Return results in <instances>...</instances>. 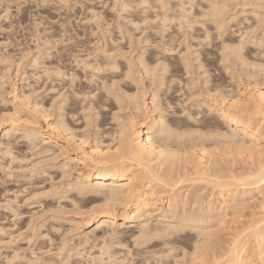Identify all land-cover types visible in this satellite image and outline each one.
Masks as SVG:
<instances>
[{
	"label": "bare ground",
	"instance_id": "6f19581e",
	"mask_svg": "<svg viewBox=\"0 0 264 264\" xmlns=\"http://www.w3.org/2000/svg\"><path fill=\"white\" fill-rule=\"evenodd\" d=\"M113 1L112 6L118 11L128 12L133 8V12H135L138 9L135 11L134 9L139 8L140 11L137 14L132 12V17L130 15L131 19L126 24L127 28L128 25L129 27L134 26L132 31L136 28L138 31L141 30V33H143L142 27L149 28L150 33L152 32L154 35L152 37L155 39L152 43L155 45L150 48L147 47L146 50L138 46L146 53H143L142 49L136 48L141 53L135 58L136 61H133L134 56L132 59H128L132 56H127L126 61V57L123 58L126 62L125 66H121L124 62L122 58L115 56L117 52L124 51L120 49L117 51L120 46L119 43L116 45L117 52L114 54V48L113 54L115 59H121L122 62L118 60L121 64L117 60L102 59V56L101 59L104 61L102 64L100 62V64H93L92 58L93 61H90V64L86 62L88 58H84L83 61L88 65L86 68L84 62L82 63V66L86 68L84 70L87 73L95 70L93 73L104 79L101 87L98 86L101 83L99 78L100 83H96L99 88H103L106 94L101 95L96 106H88L85 101L88 97V100L94 98L93 91L96 92L92 89L93 93L89 92L90 94H88L85 90L87 86L83 90L89 96L86 97L85 95L86 98H81L79 95L82 94L78 95V92L74 91L75 93L70 94L68 98L69 102H67L66 95H61L60 90H57L60 93V99L56 100L55 95L51 98L49 96L50 99L54 98L49 102V107L47 105L49 110L47 108V110L42 109L43 106H40L41 109L37 108L39 103L37 101L43 96L36 97L37 101L32 103L35 105L33 106L36 113L40 110L39 115L41 113L43 121H45L44 127L39 126V123L37 124L35 121L38 118L36 113H34L36 116L31 114L33 120H26L30 122L16 123L14 120L17 117L14 119L11 112L5 111L7 114L5 118L8 119L10 116L12 118L9 123L2 126L3 132H1L5 139L0 141V171L3 175L0 178L2 184L11 182L17 184L21 180L20 178L25 177L27 179L28 177L29 180H32L37 177L43 182L49 180V185L45 191L46 188L43 190L37 186L38 184L36 186L32 184L34 187H29L30 190L28 188L27 197L22 196L18 199L17 194L19 192L16 191V195L3 198L4 200L1 199L0 215L4 219L10 218L8 219L10 220L9 224L15 227L22 213L21 205L33 207L32 204H37L42 209L46 208L45 211H47V207L50 209L51 206H54L53 199H55L57 204L54 206L55 209L51 208L52 212L50 209V215L46 216L50 221L47 218L48 221H45V218L44 221L43 219L40 220L39 216L38 220L40 221L38 222L36 219V235L38 233L41 238L40 235L43 234L42 237L47 238L45 233L48 230L39 231V228L43 229L44 226H47L51 231L59 229L62 220L65 219L66 209L68 210L65 208L66 205L71 206L69 209L77 207V210L82 209L81 207H89L88 210L83 208L87 211L86 213L85 211L84 213L83 211L80 212L81 210H78L80 212L78 213L75 209L71 211L73 214L75 210L78 214L83 213L87 216V221L86 218L83 219L82 214V216L79 215L82 218L77 219L75 224L70 222L75 227V229L70 227L73 229L71 234L77 231L76 235L79 236L76 237L79 241L75 240L77 243L71 244L70 247L66 244L71 243L69 240L71 237L69 236L68 239L70 242H66L65 238V240L62 239L61 241H64L60 243V248H55L57 245L54 247L56 249L54 252L59 254L57 257L60 256L61 258L54 260L50 257L51 255L41 256L46 250L43 251V246L37 241L35 248L33 245L35 243H31L33 247L31 245L28 248V253L22 251L25 247L22 250L16 246L12 247L15 242L17 243L15 240L18 238H16L18 230L16 233L14 232V238L11 237L12 231L10 230L12 227L9 229L7 228L8 224L5 227L0 225V240H4H1L0 248L3 249L5 264H11L14 261H23V264H47V262L50 264H63V262L65 264L66 262L69 264L67 262L69 258L79 254L80 247H77L83 244L84 246L87 245L86 243L90 240L101 245L94 247V252L97 249L95 255L89 254L90 252L85 246L93 264L94 262L96 264H132V260L129 261V258L133 254L138 256L136 261H139L140 264H257L256 260L260 264H264V0ZM150 8H153V11L156 8L161 10L154 14ZM149 9L154 16L147 14ZM125 14L129 15V12ZM95 17L98 16L95 14ZM128 18L123 17V20L127 21ZM140 24L142 27L139 26ZM132 31L131 34L134 37ZM125 32L127 31L125 30ZM131 34L130 37H132ZM129 36L127 37L130 38ZM182 36L184 45L180 43ZM145 38L138 40V37V39L135 38L137 41L131 40L135 44L141 42L143 44L140 45L144 46L149 43L146 44L147 38ZM109 39L111 44L107 47L114 45L112 44L114 41L111 42V37ZM123 40L126 41V39ZM131 40L129 39V44H132V42L130 43ZM176 41L185 46L182 48L184 51L187 50L189 55L186 56L184 51V54H181V50L179 51L180 55L177 54L176 56L175 50L179 47L175 44ZM104 44L108 45L106 42ZM99 45L103 48V43ZM126 45L128 49L127 52L126 50L124 52L127 54L122 52L125 54L124 56L131 53L129 51L131 45L128 46V43ZM137 45L139 44H136L135 47ZM100 47L97 46V48ZM132 47L134 46L132 45ZM100 50L102 49H99L101 54ZM108 50L111 49L108 48ZM110 52L104 49V57L107 59L112 57L113 55H110L112 52ZM135 52L137 53V51ZM50 53L49 55L46 54L48 59L51 57ZM82 59L78 60L82 61ZM101 59L98 58L99 61ZM110 59L112 60V58ZM38 60L33 58L31 65L37 68ZM138 66L139 69H137ZM35 67L30 68L29 71ZM89 67L91 70H87ZM56 68L59 71V68ZM53 70L54 75H51L54 77L61 72ZM84 70L82 69L81 74H85L83 73ZM36 71L35 73H37ZM62 72L60 73L61 76ZM0 73L2 74L0 77H3L0 83L5 84L3 79H6V75H3L4 72L0 71ZM93 73L90 76H93ZM31 74L34 75L32 71ZM67 74L69 76V71ZM51 75L49 74V76ZM72 75L74 76V74ZM68 76L64 78L69 79ZM124 79L129 82L122 81ZM142 79L148 80V86L144 85ZM117 80H121V83L134 84L136 90L131 89V95L129 89L130 96L126 95L128 92L125 94L124 90V93L122 90L119 92L118 84L121 83H118ZM60 81L62 80L58 82ZM73 81L75 80L71 82ZM154 82L153 88L151 85H154ZM1 86L3 88L4 85ZM149 86L152 87L151 94L149 93L150 106L145 99ZM117 87L118 89H116ZM4 89L0 90L1 93L5 92ZM71 89L74 90V87ZM176 91H179V94H174V92L177 93ZM50 92L52 91H49L48 94ZM172 93L174 97L181 94L186 103L183 102L182 105H184L178 111L175 109L171 112V104L174 102H172ZM57 95L59 97V94ZM91 95H93L92 98H90ZM124 95L128 96L127 98L134 107L133 113L138 112L137 115L135 114L136 116L129 112L127 115L125 111H122V113L125 112L124 114H120V109L123 107L121 104L123 105L127 99H122L125 97ZM27 96L28 93L26 92L23 97L27 98ZM104 96H109V98L112 96L113 101L117 102H112L115 106L118 104V107L114 106L116 112L112 110L113 106L112 109H106L105 100L107 98L105 99ZM112 97L108 99L112 100ZM91 101L89 103L93 104ZM176 102L174 106L179 104ZM11 104L13 105L12 102ZM125 104L124 106H126ZM132 106L127 107L132 108ZM13 107L15 106L13 105ZM25 108L23 107V110ZM201 109L208 111L205 112L207 115H204V112L200 111ZM124 110H126L125 107ZM15 111L18 112V108ZM152 112H156L154 116H152ZM4 113L0 114V122L5 120L1 116ZM199 113H201L200 117L197 116ZM8 114L11 115L8 116ZM99 116L106 121L97 122ZM136 117L141 121H137ZM83 118L85 119L84 122L82 121ZM22 119L20 118V120ZM17 122L20 121L17 120ZM89 128H91L90 132ZM13 148L17 149L16 153H14L15 150H12ZM26 152H29L31 158L35 159L37 156L40 159H36L37 162L33 160L32 164L28 163L30 166H25L27 165L26 160H28L26 159ZM32 155L35 156L32 157ZM56 178H59V181ZM25 179H23L24 182ZM43 184H39V186H43ZM3 189L7 192L9 187L5 185ZM40 190L45 192L41 193ZM12 192L15 194L14 191ZM21 194L19 193L18 196ZM24 204L27 205L24 206ZM249 205L253 208L247 214L244 212V208ZM71 212L66 214H71ZM32 214L34 220L36 213ZM45 214L49 213L44 212L43 216L40 215L41 218ZM37 215L39 214L37 213ZM30 219L27 218L29 221L26 220L25 222L30 223ZM64 222L65 220L63 224ZM232 222L235 223L233 226L230 224ZM85 223L87 226L82 229L83 225H86ZM28 224H26L28 227L24 226L25 230L29 228ZM34 226H31L33 230L30 228V234L34 231ZM228 228H232L233 232H228L231 233L230 236L225 233L229 239L226 238V235L224 239L222 231L228 230ZM19 233L20 231L17 236L20 238ZM59 233L58 230L56 234ZM121 234L129 235L120 240ZM32 235L31 239L34 237L36 240L39 239L34 235L32 237ZM23 239L21 240L23 241ZM127 239H131L132 242L127 244L129 242ZM49 240L47 241L49 242ZM13 241H15L14 244ZM29 242H31L30 239ZM27 243L26 246L29 245ZM133 245L137 249L131 248ZM7 248H12L10 255L6 253ZM186 248L191 251L190 254H187L189 252ZM46 249L48 250V247ZM179 249L182 255L178 251ZM89 250L93 251V247ZM133 250L135 252H132ZM56 252L55 254H57ZM87 252L83 255L87 256ZM179 255L183 257V260L187 258L186 262L177 258L180 257ZM63 258L65 261L62 262Z\"/></svg>",
	"mask_w": 264,
	"mask_h": 264
},
{
	"label": "rangeland",
	"instance_id": "374dc122",
	"mask_svg": "<svg viewBox=\"0 0 264 264\" xmlns=\"http://www.w3.org/2000/svg\"><path fill=\"white\" fill-rule=\"evenodd\" d=\"M132 1H135V0H132ZM173 2V0H169V2ZM113 3H114V1L112 2V0H0V71L1 72H4V74L3 75H6L5 77H6V79L4 78L3 79V82L5 83V84H2V83H0V87H1V91H2V89H4L3 91H5V92H2L1 93V91H0V96H1V94H4V95H2L0 98V112L1 113H4L5 111L7 112V113H10L11 112V114H12V117L15 119L16 117V119L18 120V121H20V122H17V120L15 119H12V120H14V121H16V123H21V122H30L31 120H33V118H31V114L33 113H36V109H34L35 107V105L33 106L32 105V103H35V101H37V98H39V97H42V98H40V99H38L39 101H37V103H38V105H37V108L39 107L40 109H41V107L40 106H43L42 107V109H45V110H49V102L51 101V100H53L54 98H56V100H59L60 99V93H58V91L59 92H61V95L63 94L64 96L66 95V97H67V102H69V96H70V94H72V93H77L78 95L81 93L82 95H84V96H82V95H79V97H83V98H86L87 97V95L88 94H90L89 92H91V93H93V95H91V97L90 98H92V96L94 97V98H92V99H90V100H92L91 102H93V104L92 103H89V101L90 100H88V98H86L87 100H85L86 101V103L88 104V106L90 105L91 107L94 105V106H96L97 105V103H98V101H99V99H100V97H101V95L102 94H104V95H106L105 93H104V90H103V88H99V87H101V84L104 82L103 80L104 79H102V78H99V76L97 75V74H94L93 72L95 71V70H93V72H91V71H88V73H87V71L86 70H84V68H85V66H82L83 64H85L86 65V68H87V64L85 63V61H83L84 60V58H88V60H86V62L87 63H90L91 64V62L93 61V64H97V63H101L102 64V62H104V61H102V59H106V60H110V61H116L117 60V62H118V60H119V62H122V61H124V59L123 58H125V61H126V59L128 58V57H130V56H132V57H130V58H128V59H132L133 58V56H134V60L133 61H136L135 60V58L139 55V53H141L140 52V50L143 48V49H148L147 47H152V46H154L155 44L154 43H152L153 41H154V39L155 38H153L154 37V35H152V32L150 33V29L149 28H145V27H142V24H140L139 26H141L142 28H143V30H142V32L143 33H141L140 31L141 30H137L136 28H134L135 30L134 31H132L133 30V27H129V25H128V28H127V23H129V21L128 20H130L131 19V17H132V12H133V8H129L130 10H128V12H129V15H127V14H125V13H128V12H126V11H122V10H120V11H118V9H114V7L112 6L113 5ZM111 4V5H110ZM132 5H134L133 3H132ZM169 6V5H168ZM167 6V7H168ZM136 9H138V11L136 10ZM151 9V8H150ZM150 9H149V11H147L148 13L147 14H155V13H157V11H160V10H157V8L153 11V8L151 9L152 11H153V13H152V11H150ZM137 12H136V11ZM134 11L135 12H133V14H137L140 10H139V8H135L134 9ZM131 13V14H130ZM95 14L98 16L97 18L95 17ZM154 14L153 15H150V16H154ZM130 15H131V17H130ZM127 16V17H126ZM128 16H129V18H128ZM123 17H125V18H128V19H126L127 21H124L123 20ZM124 21V22H123ZM130 26H132L131 24H130ZM136 27V26H135ZM140 27V28H141ZM128 29V30H127ZM145 29V30H144ZM147 29V30H146ZM125 30L128 32V33H130L131 34V31H132V33L135 35L134 37L132 36V34H131V36L132 37H130L129 35H128V33L127 32H125ZM174 30H176V29H174ZM178 30H180V29H178ZM178 30H176V31H178ZM130 31V32H129ZM136 31V33H134ZM149 31V32H148ZM140 32V33H139ZM148 33H150V34H148ZM180 33V32H179ZM124 34V35H123ZM122 35V36H121ZM146 35V36H145ZM149 35H151V36H149ZM127 36H129L130 38H128V40H127V38L126 37ZM153 36V37H152ZM111 37V42H113L112 44H114L113 46H115V47H113L112 45L110 46V47H107V46H109L111 43H110V38ZM122 37H124V38H122ZM138 37H139V39H138ZM143 37H146L147 38V41H146V44L149 42L150 44H152V45H150L149 43V45L147 44V45H140V44H143V43H139V42H137L136 44H139V45H137V47H135L136 46V44L132 41L133 39L135 40V38H137L138 40H140V38H143ZM153 38V40H152V38ZM121 38H122V41H121ZM145 38V39H146ZM148 38H150L149 40L151 41H149L148 40ZM182 38V40L180 41V43L182 44V45H184V42H183V36L181 37ZM180 38V39H181ZM123 39H126V41L125 40H123ZM129 39L131 40L130 41V43L132 42V44H129ZM137 39L135 40V41H137ZM179 39V40H180ZM113 40V41H112ZM108 41V42H107ZM128 41V42H127ZM178 41V40H177ZM176 41V42H177ZM186 41V40H185ZM104 42H106V44H108V45H105L104 44ZM117 42V43H116ZM175 42V44L177 45V46H179L175 51V54H176V56H177V54H179L180 52L179 51H181V54H184V53H186V56L187 55H189V52L187 53V50L186 51H184L183 50V48L185 47V46H182V45H180V43L179 42H177V43H179V44H177ZM183 42V43H182ZM103 43V48L102 47H100V45L99 44H102ZM116 43V44H115ZM119 43V44H118ZM125 43V44H124ZM128 43V46H130L131 45V47L129 48L130 50L129 51H131V53L128 51V54L130 53V55H126V56H124L125 54H127L126 52H127V49H128V47H126L127 44ZM144 43H145V41H144ZM120 45L119 46V48L117 49L116 48V45ZM186 44V43H185ZM132 45L135 47H132ZM97 46H99L102 50H100L102 53L100 54V52H99V49L100 48H97ZM102 46V45H101ZM104 46H106L105 48H104ZM138 46H140V47H142L141 49H140V47H138ZM181 46V47H180ZM118 47V46H117ZM122 47V48H121ZM125 47H126V49H125ZM145 47V48H144ZM183 47V48H182ZM108 48L109 49H111L110 51L112 52H110L109 50H108ZM115 48V49H114ZM131 48H133V49H131ZM136 48H139V49H137L136 50ZM181 48V49H180ZM96 49V50H95ZM107 50V52H110L111 54L110 55H113L112 57H109V59H107V57H104V55H103V50ZM113 49L115 50L114 51V54H115V52H117V51H119V49L120 50H126V52H124V51H122L123 53H125V54H123L122 52H117L116 54H115V56H117V57H119V58H122V61H120L121 59H115L116 57H114V54H113ZM116 49H117V51H116ZM143 49H142V52L144 53L145 51H143ZM180 49V50H179ZM40 53H39V52ZM98 51V52H97ZM134 51V52H133ZM135 51H137V53L135 52ZM177 51H178V53H177ZM183 51H184V53H183ZM38 52V53H37ZM51 52V53H50ZM49 53H50V58L48 59L47 58V55H49ZM146 53V52H145ZM38 54V55H37ZM40 54V55H39ZM47 54V55H46ZM104 54H106V53H104ZM119 54V55H118ZM123 54V55H122ZM174 54V55H175ZM53 55V56H52ZM59 55V56H58ZM145 55V54H144ZM180 55V54H179ZM35 56H38V57H35ZM40 56V57H39ZM94 56H96V57H98L99 58V60L101 59V56L103 57L102 59H101V61H99L98 60V58H97V60H98V62H96V63H94L95 61H97V60H95L96 59V57H95V59H94ZM100 56V57H99ZM128 56V57H127ZM49 57V56H48ZM56 57H58V58H60V59H62V60H58V58H56ZM33 58H36L39 62H37V64H36V66H37V68L35 67V66H33V65H31V61H32V59ZM56 59V61H55V59ZM83 58V59H82ZM93 60H92V59ZM110 58H112V60L110 59ZM78 59H82V61L80 62ZM89 59H91V60H89ZM59 61H60V63H59ZM91 61V62H90ZM124 61V62H125ZM132 61V60H131ZM84 62V63H83ZM118 62V63H119ZM123 62V64H121V63H119V64H121V66L122 65H124V64H126V62L124 63ZM59 63V64H58ZM62 63V64H61ZM83 63V64H82ZM99 63V64H100ZM50 64V65H49ZM67 64V65H66ZM118 64V65H119ZM35 67L36 68V70H35V68L34 69H31L30 71H29V69L30 68H33V67ZM49 66V67H48ZM51 66V67H50ZM64 66V67H63ZM125 66V65H124ZM123 66V67H124ZM54 67V68H53ZM56 67H58L59 68V71H63L62 72V76L63 75H65V76H68V74H67V72L69 71V76H71L72 74H74V76L72 75V77H69V79L67 78V79H65L64 77H62L61 75H60V73L58 74V76H56V77H54V76H52V75H54L53 73H52V70L53 71H55V68ZM135 67V66H134ZM48 68H49V70H48ZM50 68L52 69L51 71H50ZM69 68V69H68ZM85 68V69H86ZM121 67H120V65H119V69H120ZM136 68V67H135ZM140 67L138 66L137 67V69H139ZM61 69V70H60ZM82 69L84 70L83 71V73H85V74H81L82 73ZM136 69V70H137ZM37 72V73H35V71ZM49 71V74L51 75V76H49V74H47L48 73V71ZM58 69L56 68V71L55 72H59V71H57ZM87 70H91L90 69V67L87 69ZM31 71H32V73H34V75L33 74H31ZM66 71V72H65ZM74 71V72H73ZM30 72V73H29ZM51 72V73H50ZM89 72H91V74L90 75H92V73L95 75H93L94 76V78H93V76H90L89 75ZM65 73V74H64ZM72 73V74H71ZM29 74H31V75H29ZM67 74V75H66ZM87 74V75H86ZM0 75H2L1 73H0ZM33 75V76H32ZM75 75H76V77H75ZM62 77V78H57V77ZM78 76V77H77ZM84 78H83V77ZM96 76H98L97 78H95ZM188 76V75H187ZM28 77H30V78H28ZM53 77V78H52ZM86 77H88V78H90V79H86L85 80V78ZM92 77V78H91ZM185 77V76H184ZM3 78V77H2ZM2 78L0 77V82H2ZM55 78H57V79H55ZM75 78V79H74ZM77 78V79H76ZM81 78L83 79L82 81H81ZM98 78H99V81H101V83L98 81ZM145 78V77H144ZM143 78V79H144ZM70 79H71V81L72 80H77L76 82L75 81H73V82H71L70 81ZM91 79H93L94 81H92ZM95 79H96V81H95ZM101 79V80H100ZM142 79V82L144 83V85H146V86H148L147 84H148V80L147 79H145V80H143ZM53 80V81H52ZM59 80H62V81H60V82H58ZM67 80V81H66ZM87 81L89 84H91V85H89L87 82H85V81ZM126 79H124V80H122V81H125ZM7 81V82H6ZM56 81V83H54ZM70 81V83L68 84V82ZM90 81V82H89ZM91 81H92V83H91ZM103 81V82H102ZM116 81V80H115ZM117 81H119V80H117ZM121 81V80H120ZM118 82V83H121V82ZM75 82V83H74ZM126 82H129L128 80H126ZM123 83V85H121V84H118L119 86L118 87H120V89H119V92H121V90L123 91H125V94H126V92H128L126 95H128V96H130V94H131V91L133 90H136L134 87L135 86H133L132 85V83ZM147 82V83H146ZM26 83H28V84H30V85H26ZM52 85H51V84ZM54 83V84H53ZM72 83V84H71ZM96 83H100V85H96ZM157 83V82H156ZM58 84V85H57ZM60 84V85H59ZM66 84V85H65ZM68 84V85H67ZM72 85V87L71 88H73L74 87V90L73 89H71L70 88V86ZM77 84H79V85H77ZM84 84V85H83ZM127 84V85H126ZM128 84H130L131 86H132V88H130L131 86L130 85H128ZM1 85H4L3 86V88H2V86ZM27 86V87H26ZM53 86V87H52ZM59 86H60V88H59ZM65 86V88H63ZM80 86H81V88H80ZM87 86V87H86ZM90 86V87H89ZM126 86V87H125ZM151 86H153V88H154V86H155V82H154V85L152 84ZM59 89H58V88ZM71 89H69V88ZM78 87V88H77ZM85 87H86V89H85ZM95 87V88H94ZM96 87H97V89H96ZM118 87L116 88V89H118ZM128 87V88H127ZM30 88H32V90H29ZM51 88V89H50ZM63 88V90L66 92V94H65V92L63 91V90H61ZM79 88H80V90H79ZM83 88L85 89V90H87V92H88V94L86 95V91L85 90H83ZM88 88V89H87ZM99 88V89H98ZM122 88V89H121ZM34 89V90H33ZM48 89H50V90H48ZM53 89V90H52ZM76 89V90H75ZM82 89V90H81ZM96 90V92L95 91H93V90ZM115 89V90H116ZM129 89H130V94H129ZM132 89V90H131ZM148 89V91L146 92V97H145V99H146V102L148 103V105L150 106V95H149V93L151 92V90H152V87L150 88V86L147 88ZM10 91V92H6V91ZM54 90H58L57 91V93H55V92H53ZM67 90V91H66ZM78 90V91H77ZM90 90V91H89ZM93 92H92V91ZM102 92H101V91ZM14 91V92H13ZM32 91V92H31ZM49 91H52V92H50L49 94H48V92ZM64 93H63V92ZM72 91V92H71ZM75 91V92H74ZM82 91V92H81ZM84 91V92H83ZM97 91H99V92H97ZM124 91H123V93H124ZM28 93V96H27V98L25 97H23V95H25V93ZM30 92V93H29ZM35 94H34V93ZM71 92V93H70ZM118 92V91H117ZM177 93H175L174 92V94H179L178 92L179 91H176ZM22 93V94H21ZM32 93H33V95H32ZM37 93V94H36ZM47 93V94H46ZM52 93V94H51ZM54 93V94H53ZM85 93V94H84ZM100 93V94H99ZM132 93H134V92H132ZM46 94V95H45ZM57 94H59V97H58V95ZM122 96H123V94L122 93H120ZM151 94V93H150ZM8 95V96H7ZM22 95V96H21ZM30 95H32V97H30ZM54 95H55V97H54ZM85 95H86V97H85ZM100 95V96H99ZM126 95H124L125 97L123 98L122 97V99H126L127 97H126ZM132 95V94H131ZM169 95V94H168ZM172 96V102H173V104H171L170 106L172 107V110H171V112L172 111H174L175 109V111H178L180 108H182V106L186 103V101H185V98H183V97H181L182 95L180 94V95H175V97L173 96V93L171 94ZM12 96V97H11ZM48 96V97H47ZM49 96H50V98H51V96H53L54 98L53 99H50L49 98ZM89 96V95H88ZM181 97V98H178V97ZM20 97V98H19ZM28 97H30V99H28ZM37 97V98H36ZM105 97V104L107 105L106 106V109H109V108H111L112 106V110H114L115 111V107L118 105H116L115 106V104L114 103H117V102H114L113 101V97L112 96H110V98H109V96L108 97H106V96H104ZM111 97H112V100H109V99H111ZM174 97V98H173ZM177 97V98H176ZM17 98H19V99H17ZM35 98H36V100H35ZM109 98V99H108ZM160 98V97H159ZM184 100H183V99ZM2 99H3V101H2ZM4 99H5V101H4ZM9 99V100H8ZM25 99H27V100H25ZM50 99V100H49ZM96 99V100H95ZM128 99V98H127ZM125 100L126 102H124L123 100V102H124V104L126 105V106H124V104L122 105L121 104V106H123V107H121V109H123V110H121L120 109V114L122 113V111H125L126 112V114L128 115L129 113L131 114H133V115H135L136 113H138L137 111H136V113L134 112L133 113V111H135V110H133L134 109V107L132 106V104H131V102L129 101V99L128 100ZM177 99V100H176ZM178 99H179V102H178ZM181 99V100H180ZM13 100H14V102H13ZM34 100V101H33ZM42 100V101H41ZM109 100V101H108ZM7 101V102H6ZM33 101V102H32ZM41 101V102H40ZM128 101V102H127ZM175 101H177L176 103L178 104V105H175L176 106V108H175V106H174V103H175ZM11 102L13 103V105L15 106V107H13V105L11 104ZM16 102V103H15ZM107 102V103H106ZM112 102H114V103H112ZM130 102V103H129ZM184 102V104L182 105V103ZM36 103V104H37ZM122 103V102H121ZM127 103H128V105H127ZM181 103V104H180ZM12 105V107H11V105ZM120 104V103H119ZM130 104H131V106H132V108H129V107H131L130 106ZM2 105V106H1ZM4 105H6V106H4ZM19 105H22V106H19ZM24 105V106H23ZM47 105H48V107H47ZM181 105V106H180ZM115 106V107H114ZM127 106H129V107H127ZM173 106H174V108H173ZM179 106V107H178ZM11 107V108H10ZM19 107H22V108H19ZM23 107L25 108L24 110H27V111H24L23 110ZM118 107V106H117ZM124 107L126 108V110H124ZM178 107V108H177ZM4 108V109H3ZM16 108H18V112H19V110H20V112L18 113L17 111H15V109ZM47 108V109H46ZM12 109V110H11ZM13 109H14V111H13ZM23 111H22V110ZM28 109H31V110H29L28 111ZM33 109L35 110V112L33 111ZM129 109V110H128ZM171 109V108H170ZM118 110V109H117ZM131 110V111H130ZM32 111V112H31ZM169 111V110H168ZM202 113L204 112V115L208 112H206L205 111V109L203 110V109H201L200 110ZM200 111H198V112H200ZM6 112L4 113L5 114V116H4V114L3 115H1V116H3V119L5 118V117H7L6 115ZM18 113L17 115H19V116H17L16 114H14V113ZM21 112H22V114H21ZM29 112V113H28ZM39 112H40V110H38L37 111V113L36 114H38V118L35 120L36 122H37V124L39 125V126H41V127H44L45 125V121H43L44 119H43V117L41 116V113H40V115H39ZM116 112V111H115ZM125 112H123L122 114H124ZM129 112V113H128ZM206 112V113H205ZM0 113V114H1ZM79 113H80V111H79ZM118 113H119V110H118ZM153 113V115L152 114H150V115H152V116H154L155 115V113L154 112H152ZM10 114V115H11ZM15 116H14V115ZM32 114V116H36V114H34L33 115ZM201 113H199L197 116H201L200 115ZM9 114H8V116H10ZM133 115H131V116H133ZM137 115V114H136ZM135 115V116H136ZM138 115H140V114H138ZM207 115V114H206ZM39 116H41V117H39ZM134 116V117H135ZM202 116H203V114H202ZM210 116V115H209ZM11 116L7 119V118H5V120H3V122L1 121L0 123V141L2 142L3 140H5L3 137H2V135H1V132H3L2 131V126H4V125H6V123H9V121L11 120V118H12ZM19 117V118H18ZM139 118H140V116H138ZM138 117H136L137 119H138ZM20 118H23V119H25V120H20ZM31 118V119H30ZM135 118V119H136ZM27 119H29L30 121H26ZM99 119H101V120H99ZM106 121V119H104V118H102V117H98V121L97 122H101V121ZM83 122L85 121V119L83 118V120H82ZM82 121H80L81 123H82ZM137 121H141L140 119H138ZM144 124V123H143ZM140 125V124H139ZM143 126V125H142ZM90 130H91V128H89V132H90ZM3 139H2V138ZM15 145V144H14ZM196 149H197V147H195ZM194 148V151H196V149ZM13 151H14V153H16L17 151V149L16 148H13L12 149ZM25 151V150H24ZM29 152H26V159H28V160H26V162H27V165H25V166H30L29 164L31 163H33V160H35L36 161V159L37 160H39L40 158H38L37 156H35V155H32V157H36L35 159H33V158H31L30 156L31 155H29L28 154ZM30 157V158H27V157ZM31 159V161H29ZM41 159H43L44 160V158H41ZM34 161V162H35ZM40 161H42V160H40ZM26 162H24V163H26ZM37 162V161H36ZM29 163V164H28ZM25 166H23L24 168H26ZM22 167V168H23ZM17 169V168H16ZM15 169V170H16ZM17 170H20L19 168L17 169ZM0 173H1V171H0ZM0 175H2V173L0 174ZM1 178L3 177V175L2 176H0ZM1 178H0V201H2V200H4L5 198H9L10 196H13V195H16V193L17 192H19L21 195V197L20 196H18L19 195V193L17 194V197H18V199H20V198H22V196L24 197H27V193L26 192H28V188L29 187H34L33 185H37L38 187H41L43 190H44V188H46L45 189V191L47 190V187H48V182H49V180L47 181V180H44V182H43V180H41V179H39V178H37V177H34V178H36V179H32V180H29V178L27 177V179H25V177H23V178H20L21 180L19 181V182H17V184L19 185V187H17L18 185L16 184H14L13 182H11V183H4V184H2V180H1ZM23 179H25V182H24V180ZM59 179V178H58ZM57 178H56V180L57 181H59ZM19 180V179H18ZM28 181V183H27V181ZM23 181V182H22ZM31 181V182H30ZM41 181H42V183H41ZM46 181V182H45ZM29 182H30V184H29ZM33 182V183H32ZM34 182H36V183H34ZM44 183V184H43ZM46 183V184H45ZM26 184H27V187H25L26 186ZM33 184V185H32ZM39 184L40 185H42L43 184V186H39ZM5 185H7L8 187H9V190H7V192H5L6 190H4L3 188L5 187ZM30 185V186H29ZM4 186V187H3ZM1 187H3V188H1ZM17 187V188H16ZM20 187H24V188H26L25 190L23 189V188H20ZM31 188H29V190L31 189ZM13 189V190H12ZM20 189V190H19ZM22 189V190H21ZM19 190V191H18ZM12 191H14V193L15 194H13V192ZM17 191V192H16ZM22 191V192H21ZM45 191H42V190H40V192L42 193H44ZM2 192H4L5 194H3ZM10 193V194H9ZM12 193V194H11ZM23 193H26V194H23ZM41 193H40V195H41ZM3 194V195H2ZM5 195V196H4ZM9 195V196H8ZM1 196H2V198H1ZM42 196V195H41ZM4 198V199H3ZM41 198V197H40ZM2 199V200H1ZM42 199H44V196H42ZM45 199H49V198H45ZM51 199V198H50ZM52 200V199H51ZM55 199H53V203H54V206H55V204H56V201H54ZM64 201V200H63ZM67 201V200H66ZM65 201V202H66ZM62 201L60 200V203H61ZM20 203H22V202H20ZM252 203H254V202H252ZM256 203V202H255ZM27 204H24V206H26ZM33 205V207L32 206H26V207H23V205H21L20 207H21V210H22V213L19 215L20 217H19V219H18V222H17V224L15 225V227L13 226V225H10L9 224V222H10V220H8V219H10V218H3L1 215H0V221H2V223H0V225H4V227L7 225L8 227L7 228H11V230L10 231H12V235H11V237H14L15 238V236H13L14 235V232L16 233V231L18 230V232L20 231V233H19V235H21L20 236V238L21 239H23V238H27V239H23V241L19 238V236H17L18 234V232L16 233V238L18 239H16L15 241H17V243L15 242V241H13V244H14V242H15V244L14 245H12V247L14 246H16V247H18L19 248V250H22V249H24L23 247H25V249H27V250H22V251H24V252H26V253H28L29 251H28V248H30V246L33 244V243H35V244H33V245H35L34 246V248L36 247V245H37V242H38V244L40 243L42 246H43V248H42V250L44 251V249L46 250V251H44V254H42V251H41V256H50L52 259H54V260H58V259H60L61 257L59 256V258L57 257V255H59L56 251V253L57 254H55V252H54V249L55 248H60V246H61V244L60 243H62L65 239V241L66 242H70L69 240H71V243H69V244H66V245H70V247L72 246L71 244H75V243H77L79 240H78V237H76L77 235H76V233H77V231H74L75 233V235L74 234H71V233H73V229H75V227H73V225L76 223V220L77 219H81L82 217H79V215L80 216H82V214L84 213V211L87 209L88 210V208L89 207H87V208H85V207H81L82 209L83 208H85V210L83 209H78L80 212H82L83 211V213H81V214H78V213H80L78 210H77V207L75 208V207H73V209H75V210H77L78 211V213L74 210V214L71 212V211H73V209L71 208V209H69L71 206H69V205H66V207L65 208H68V210H70V211H68L67 209H66V212H65V219H63L62 220V224L58 227L59 229H57V230H49V228H47V226H42L43 227V229H41V227L39 228L40 230L39 231H44V230H48V232H46L45 233V236H48L47 238H43L42 236H44L43 234L42 235H40L41 236V238L39 237V235H38V233H37V235H36V233H35V229L37 228V225H36V223H37V221L39 222L40 220H42L43 219V221H44V218L46 219H48V217H46V216H48V215H50V213L52 212V209L51 208H54L55 209V207L54 206H51L50 207V209H51V212H50V209H49V207H47V209L49 210H47V211H45L46 210V208H44V209H42V208H40V206H38L37 204H32ZM57 205V204H56ZM94 205V204H93ZM250 205H252V204H250ZM246 206L245 208H244V212H247V214H249L250 213V211L252 210L251 208H253V207H251V206ZM39 208H38V207ZM23 207V208H22ZM28 207V208H27ZM30 207V208H29ZM38 208V209H37ZM65 208H64V211H65ZM247 208V209H246ZM250 208V209H249ZM36 209V210H35ZM41 209H42V211H41ZM246 209V210H245ZM248 209H249V211H248ZM37 214H39V215H37L36 216V214L33 212V211ZM37 210H38V212H37ZM28 211H29V213H30V216H29V213H28ZM41 211V212H40ZM24 212V213H23ZM32 212H33V214H32ZM41 214H40V213ZM44 212H48L49 214H45V216L44 217H42L41 218V216H43L44 215ZM67 212H71V214H66ZM87 211H85V213H86ZM28 213V214H27ZM77 213V214H76ZM31 214L32 215H34L35 214V218H34V220H33V217L31 216ZM43 214V215H42ZM73 214V215H72ZM23 215H25V216H23ZM29 216V217H27V216ZM41 215V216H40ZM68 215V216H67ZM23 216V217H22ZM38 216H39V219L40 220H38ZM71 216V217H70ZM72 216H73V218H72ZM32 217V218H31ZM37 217V218H36ZM27 218L28 219H30L31 221H30V223L29 222H25L26 220H27ZM84 218H86L85 220L87 221V216L85 215V214H83V219ZM228 218H230V217H228ZM6 219H7V221H6ZM36 219H37V221H36ZM45 220V221H48V220ZM66 219L68 220L67 222H66ZM65 220V222L67 223H65L64 222V224H63V221ZM4 221V222H3ZM27 221H29V220H27ZM36 221V222H35ZM50 221V220H49ZM7 222V223H6ZM12 222V221H11ZM35 222V223H34ZM74 223L73 225L71 224V223ZM29 223V224H28ZM46 223V222H45ZM12 224V223H11ZM26 224H28L29 225V228H27L26 230H25V228H24V226L26 225ZM69 224H71V225H69ZM86 225H83V227H82V229H84L85 228V226H87V223H85ZM232 226L235 224V223H230ZM23 225V226H22ZM35 225V226H34ZM10 226V227H9ZM17 226H18V228H17ZM27 226V225H26ZM25 226V227H26ZM34 226V233L32 232L31 234H30V232L29 231H31V230H33V228L32 227ZM28 227V226H27ZM36 227V228H35ZM70 227L71 228H73V229H70ZM17 228V229H16ZM22 228H23V231H22ZM30 228H31V230H30ZM45 228V229H44ZM131 228V227H130ZM29 229V230H28ZM127 229H129V228H127ZM232 230V228H228V230H224V231H222V236H223V238L225 237V233H228V232H233V230ZM28 230V231H27ZM59 230V234H56L57 233V231ZM61 230V231H60ZM77 230V229H76ZM52 233H51V232ZM67 232V233H64V232ZM224 232V233H223ZM25 233V234H24ZM62 233H63V236H62ZM23 234V235H22ZM34 235V236H37L38 238V240H36V238L34 237L33 239H31V235ZM47 234V235H46ZM56 234V235H55ZM71 234V235H70ZM10 235H6V236H10ZM28 235V237H26ZM33 235H32V237H33ZM61 235V236H60ZM73 235H74V237L75 238H77V239H75L74 237H73ZM129 235V234H128ZM127 234L125 235V234H121V237L119 236V239L120 240H122V239H125V237L126 236H128ZM228 236H230L231 235V233H228L227 234ZM226 235V238H228L229 239V237ZM65 236V237H64ZM67 236V237H66ZM71 237V239H69L70 237ZM79 236V235H78ZM58 237H59V239H58ZM63 237V238H62ZM65 238V239H64ZM74 238V239H73ZM6 239H8V238H6ZM29 239H30V241L31 242H29ZM49 239H52V240H49ZM58 239V240H57ZM62 239H64L63 241H61ZM69 239V240H68ZM225 239V238H224ZM2 240V239H1ZM0 240V245H1V242L2 241H4V240H2L1 241ZM47 240H49V242L47 241ZM68 240V241H67ZM75 240H77V242L75 241ZM21 242V243H19V242ZM35 241V242H34ZM37 241V242H36ZM41 241V242H40ZM58 241V242H57ZM74 243H73V242ZM129 241V242H128ZM132 242V240L130 239H127V244H130L131 242ZM28 242V243H27ZM56 242V243H55ZM26 243L27 244H29V245H27L26 246ZM32 243V244H31ZM48 243V244H47ZM52 243V244H51ZM90 243V244H89ZM93 243V244H92ZM12 244V243H11ZM10 244V245H11ZM49 244H51V245H49ZM87 245H85V246H87V249H88V252H90L89 254H94L95 255V253H96V251H97V249H95V252H94V247H100L101 245H100V243L98 244V243H96V242H92L91 240L88 242V243H86ZM33 245L31 246V247H33ZM55 245H57V247H55ZM60 245V246H59ZM65 245V246H66ZM91 245H93L92 247H93V251H91V250H89V249H92V247H90ZM98 245H100V246H98ZM132 245V244H131ZM49 246H51V247H49ZM84 246V244L83 245H81V246H78L77 248H79V250H78V252H79V254H78V256H77V254H76V257H74V256H72L71 258H69V260H71L72 258V260L71 261H67L69 264H74V261L76 262L75 264H79V262H80V264H93L92 263V261H91V259H89L90 257L88 256L89 254H88V252H87V249H86V247ZM48 247V250L46 249ZM55 247V248H54ZM67 247V246H66ZM90 247V248H89ZM131 248H135L134 247V245L133 246H131ZM8 249H9V251H8ZM12 249V248H11ZM11 249L10 248H7L6 249V253H8L9 255L11 254ZM135 249H137V248H135ZM51 250V252L49 253V251ZM56 250V249H55ZM85 250V251H84ZM182 250V249H181ZM183 250H184V248H183ZM183 250H182V252H183ZM186 250H187V252H189V253H187V254H190L191 253V251H189V249H187L186 248ZM57 251H59L58 249H57ZM179 252H180V249L178 250ZM185 251V250H184ZM2 252H3V249L2 248H0V264H5V258H4V254H2ZM86 252H87V256L85 255H83L84 253L86 254ZM132 252H135L134 250L132 251ZM177 252V251H176ZM186 252V251H185ZM49 253V254H48ZM54 253L55 255H52V254ZM181 253V252H180ZM81 255H82V257H81ZM134 255V254H133ZM132 255V257H130L129 258V261H131V263L133 264L138 258V256L136 257V255H134L135 256V258H134V256ZM181 255H182V253H181ZM181 255H179L180 257H177V258H181L182 260H183V257H181ZM53 256H56V257H54L53 258ZM130 256V255H129ZM81 257V258H80ZM84 257H85V259H84ZM188 257V256H187ZM184 258H185V256H184ZM187 259V258H186ZM186 259H184L185 260V262H186ZM91 262H90V261ZM183 260V261H184ZM3 261V262H2ZM63 261H65L64 260V258L62 259V262ZM128 261V262H129ZM85 262V263H84ZM87 262V263H86ZM257 264L259 263V261H255ZM24 262L23 261H14L13 263H11V264H23ZM130 263V262H129ZM140 264V262L139 261H136L134 264ZM44 264V263H43ZM46 264V263H45ZM47 264H50L49 262H47ZM63 264H64V262H63ZM65 264H66V262H65ZM94 264H96L95 262H94ZM260 264V263H259Z\"/></svg>",
	"mask_w": 264,
	"mask_h": 264
}]
</instances>
